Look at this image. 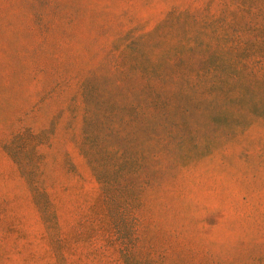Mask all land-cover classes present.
<instances>
[{
  "label": "rangeland",
  "instance_id": "rangeland-1",
  "mask_svg": "<svg viewBox=\"0 0 264 264\" xmlns=\"http://www.w3.org/2000/svg\"><path fill=\"white\" fill-rule=\"evenodd\" d=\"M0 264H264V0H0Z\"/></svg>",
  "mask_w": 264,
  "mask_h": 264
}]
</instances>
